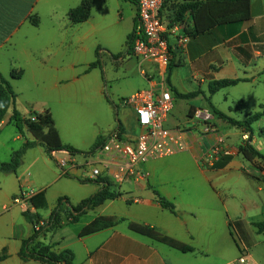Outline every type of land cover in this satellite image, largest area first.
I'll list each match as a JSON object with an SVG mask.
<instances>
[{
	"label": "crops",
	"instance_id": "crops-1",
	"mask_svg": "<svg viewBox=\"0 0 264 264\" xmlns=\"http://www.w3.org/2000/svg\"><path fill=\"white\" fill-rule=\"evenodd\" d=\"M52 1L0 0V60L4 61L3 67L0 65V75L4 77L12 71L23 72L22 69H17L18 66L21 67L20 62L23 60L25 66H31L32 69H40L50 61V58L44 55L47 53V43L38 37L41 35V18L49 17L53 20L57 13V7ZM133 10L134 27L137 15V7L134 4ZM180 11H183V16L178 20ZM250 13V21L215 25L216 22L223 21V6L217 0H167L162 10L165 23L178 26L179 34L189 37L186 50L179 48L176 38L170 40L174 64L169 75L170 86L166 81L167 74L163 77L155 64L141 61L133 51L128 58L121 60L126 61L133 57L139 61L141 74L145 78L143 90H158L166 83L180 95L198 94L194 98L183 99L177 97L171 89L174 105L166 125L169 128L185 130L186 151L150 160L144 167L146 178L135 180L123 176L118 158L112 153L98 151L90 155H74L71 168L63 172L56 160L66 157V152L53 153L54 159H51L42 147L28 149L15 173H0V256L6 255L0 264H41L37 261H23L19 256L22 242L34 232V226L26 221L24 212L36 211L31 205L25 209L14 204L13 200L21 193L32 197L44 192L47 208L38 212L42 216L41 221H48L55 205H51L47 189L64 179L89 181L91 186L85 187H89L88 192L91 195L98 192L103 184L111 185L112 190L122 194L119 199L106 201L97 207V215L88 213L76 223H69L67 217L63 216L61 228L40 238L44 244L51 246L55 253L71 250L74 253V264H228L242 254H247L256 264H263L251 256L250 250L251 233L264 235V232L258 233L253 224L264 222V217L261 221L240 220L236 205L230 198V191H226L229 188L223 187L221 183L224 178L230 177L233 171L254 179L246 172L252 170V173H255L257 169L254 163H250L239 153V148L250 141V135L245 134L247 132L244 127L231 125L214 115V110H217L243 122L248 115L264 113V0H251ZM30 16L38 19V26L30 23ZM198 29L204 32L198 34ZM20 35L22 39L18 38ZM8 47L13 51H7ZM125 47L126 51L127 45ZM5 63L9 64L8 68ZM67 70L69 72L66 75L59 74L54 77L53 86L56 89H60L63 84L70 86L81 79L75 66L71 65ZM235 79L243 81L234 87H242L246 93L245 97L232 99V103L239 100L236 103V110L239 111L237 117L229 107V110L225 111L224 107L215 101L217 95L231 87L213 95L209 92L211 82ZM96 91L101 92L100 89ZM179 102L182 103L181 119L174 115ZM206 102L208 106L205 105ZM225 102H228L227 97ZM15 107L25 117L31 112L21 111L17 107V101ZM198 109L213 115L212 123L216 127V133H204L201 121L194 115ZM12 112L13 107L0 125V151L4 152L6 158H12L13 154L22 148L26 139L33 140L27 131L23 136L18 132L10 120ZM119 122L125 130L124 134L129 137H135L141 132L134 111L127 106H123ZM257 122L264 125V116ZM256 123L252 125L251 144L264 156V138L260 134L264 126L257 130L254 128ZM55 126L62 143L68 145L63 142L56 123ZM116 126L117 124L102 137L106 138ZM218 136L225 138L234 155L223 158L213 168L208 169L199 159ZM235 137H238V140L234 139ZM257 160L261 159L256 158L254 162ZM173 162H183L186 168H189L187 182L168 177L171 173L181 172L168 170L166 164ZM2 163L7 161L0 159V165ZM92 166L101 170L99 178H93L86 172V169ZM257 180L262 181L259 178ZM125 184H128V189H125ZM154 191L175 206L177 215L161 207ZM67 192L56 191L55 196L67 198ZM120 201L134 203L139 208L133 213H116L120 209L117 204ZM70 206L73 205L70 203ZM100 217L113 218L117 222L112 227L80 237L81 231ZM133 226L155 228L162 235L176 240L192 251L183 253L142 236L134 232ZM232 243L235 246H231ZM232 249H237L239 255L234 258L229 256Z\"/></svg>",
	"mask_w": 264,
	"mask_h": 264
},
{
	"label": "rangeland",
	"instance_id": "rangeland-1",
	"mask_svg": "<svg viewBox=\"0 0 264 264\" xmlns=\"http://www.w3.org/2000/svg\"><path fill=\"white\" fill-rule=\"evenodd\" d=\"M81 1L53 0L52 4L57 7L55 18L53 20L49 17L41 18V35L38 39L47 43V53L44 55L50 58L44 67L32 69L31 66H25L23 60L20 63L24 68L20 66L17 68L23 71L21 78L14 80L10 74L4 77L10 81L17 95V107L21 111L33 109L51 111L63 142L86 153L90 151L99 136L108 134L117 124L125 106L123 101L144 89L142 86L145 78L141 74L137 59L131 57L127 59L128 61H123L125 57L128 58V55H125V45L133 28V3L129 0H92L90 19L85 23L74 25L68 18V12L78 7ZM18 38L22 39V36ZM6 50L13 51L10 47ZM119 54L121 56L118 58ZM98 59L101 61V67L88 72L89 66ZM0 63L1 66L4 65L3 60H0ZM8 65L5 63L7 68ZM71 65L77 68L81 79L70 86L63 84L60 89H56L53 86L54 77L59 74L66 75ZM96 89H100L101 92H97ZM245 96L242 87H231L217 95L215 101L224 107L225 111L230 108L237 117L239 111L236 110V103L239 100L232 103V99ZM226 97L228 102H225ZM205 105L208 106L207 102ZM181 109L182 103L179 102L174 111L177 119H181ZM263 126L262 123L257 122L254 128L258 130ZM234 139L238 140V137ZM3 153L0 151V159L10 162L12 158H6ZM254 166L257 169L255 173L246 170L254 179L233 171L230 177L221 181L223 187L229 188L226 191H230V198L236 205L240 220L261 221L264 217V160H257ZM166 167L168 170L181 171L177 174L171 173L169 178L181 182L188 181L186 177L189 168H186L185 163H167ZM93 168L94 166L86 169L89 176H92ZM90 184L92 183L81 179L77 181L64 179L47 189L49 201L56 207L59 199L55 196L56 191L67 190V199L75 206L82 199L91 196L88 192L89 187H85L91 186ZM124 187L129 188L128 184ZM117 204L120 209L116 213L127 211L133 213L139 208L134 203L124 201ZM98 210H91L88 213L97 215ZM41 214L44 215L43 212ZM231 246L235 244L232 243ZM250 254L264 264V235L251 233ZM237 255H239L237 249H232L229 253L232 258Z\"/></svg>",
	"mask_w": 264,
	"mask_h": 264
},
{
	"label": "trees",
	"instance_id": "trees-1",
	"mask_svg": "<svg viewBox=\"0 0 264 264\" xmlns=\"http://www.w3.org/2000/svg\"><path fill=\"white\" fill-rule=\"evenodd\" d=\"M129 1L137 6L136 0ZM250 1L251 0H217V2L221 3L223 6V21L216 22L215 25H226L231 23L250 21ZM91 11L92 1L83 0L78 7L69 11L68 18L74 25L82 24L89 20ZM182 16L183 11H180L177 19L181 20ZM29 21L34 26L39 25V21L35 16H30ZM137 24L138 19L136 15L133 30L127 37V49L125 51V55H129L131 51H133V43ZM203 32L204 30L200 29H198L197 31L198 34H201ZM120 56L121 54L117 55L118 58ZM98 67H101V61L99 59L96 62L92 63L87 71L89 72ZM173 67V60H171L166 79L169 86V75ZM21 76L22 72L12 71L10 73V77L14 80H18L19 78H21ZM242 81L243 80L240 79L213 81L209 85V92L213 95L224 88L234 87ZM172 91L174 90L172 89ZM174 94L177 97L183 99L194 98L198 95L197 93H192L184 96L178 94L176 91H174ZM16 99L17 95L10 81L0 75V125L5 120L8 111L13 107V112L10 119L11 122L15 125L16 129L22 136L24 135V132L27 131L32 135L33 138V140L26 139L24 141L22 148L13 154L10 162L2 163L0 165V173H15L21 165L22 157L24 156L26 151L31 148L42 147L44 148L47 155L51 159H54L53 153L56 152L66 151L72 155H90L96 153L103 147L106 138L102 136H99L97 138L93 147L89 152L86 153L75 150L68 145H64L60 139L59 132L55 126V121L49 110H45L43 112L31 111L29 113V116L25 117L16 109ZM214 115H217L221 119L226 120L231 125L245 128L246 132L250 135V141L239 148V153L243 155V157L247 161L253 164L256 158L264 160V156L261 155L251 144V136L253 133L252 125L259 121L264 116V113H255L253 115H248L243 122L236 121L228 117L227 115L218 112L217 110H214ZM32 117H35L34 121L32 120ZM114 130H119L121 133H125V130L123 129V126L119 122V120H117V126ZM260 134L264 138V130H261ZM98 183L103 184V182ZM154 195L156 196V199L162 208L170 211L174 215H177L175 206L172 203L167 201L157 191H154ZM121 196V193L112 190L111 185L103 184L102 188L98 192L82 200L75 206H70V202L66 197H60L57 200V205L52 211L45 226L41 227L39 230H36V225L39 224V222L42 220V216L38 211L46 209L47 202L44 192L35 194L30 198L29 202L31 207L35 209L36 212H31L30 210H26L24 212L26 221L34 226V232L31 237L22 242V247L19 253L20 258L23 261H37L41 264H74V253L71 250H64L60 253H55L52 250L51 246L44 244L40 240V238L42 236H45L49 232L61 228L63 225V216L67 217L69 223H76L80 217L86 215L89 211L101 206L106 201L119 199ZM116 222L117 221L113 218H97L81 231L80 237L88 236L102 231L106 228L112 227L116 224ZM253 225L257 229L258 233L264 232V222H256ZM133 230L134 232L142 236L148 237L159 243H163L183 253L192 251L191 248L177 242L172 238L162 235L155 228L133 226ZM5 258V254L0 256V262Z\"/></svg>",
	"mask_w": 264,
	"mask_h": 264
},
{
	"label": "built area",
	"instance_id": "built-area-1",
	"mask_svg": "<svg viewBox=\"0 0 264 264\" xmlns=\"http://www.w3.org/2000/svg\"><path fill=\"white\" fill-rule=\"evenodd\" d=\"M136 2L138 24L133 52L141 61L155 64L164 77L172 60L171 38H176L179 48L186 50L189 37L179 34L178 26H170L165 23L162 10L167 0H136ZM123 103L134 111L141 132L135 137H129L119 130H113L106 137V141L99 151L115 154L120 163V172L124 177L143 180L146 178L144 167L150 160L166 158L186 151L185 130L169 128L166 125L174 105L173 95L166 83L158 90L137 91ZM194 115L201 121L204 133H216V127L212 123L213 115L210 112L198 109ZM32 120L34 121L35 117H32ZM66 155V157L56 160L58 167L63 172L69 170L74 163V155H70L68 152ZM233 155L234 151L227 144L225 138L218 136L202 153L199 161L210 169L223 158ZM100 176L101 170L94 167L92 177L99 178ZM30 198L31 196L21 193L14 198L13 202L26 209L30 205ZM46 223L47 221H40L35 227L36 230L45 226ZM228 264L256 263L247 254H242Z\"/></svg>",
	"mask_w": 264,
	"mask_h": 264
}]
</instances>
